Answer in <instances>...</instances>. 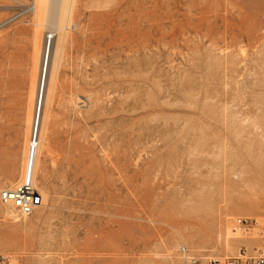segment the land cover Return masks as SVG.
Here are the masks:
<instances>
[{"label": "rangeland", "instance_id": "rangeland-1", "mask_svg": "<svg viewBox=\"0 0 264 264\" xmlns=\"http://www.w3.org/2000/svg\"><path fill=\"white\" fill-rule=\"evenodd\" d=\"M74 1L62 51L44 19V56L36 0H0V23L31 7L0 28V192L24 179L43 62L46 84L60 64L33 125L43 205L0 200V254L187 264L185 245L207 264L264 248L259 228L233 231L264 226V0Z\"/></svg>", "mask_w": 264, "mask_h": 264}, {"label": "built area", "instance_id": "built-area-1", "mask_svg": "<svg viewBox=\"0 0 264 264\" xmlns=\"http://www.w3.org/2000/svg\"><path fill=\"white\" fill-rule=\"evenodd\" d=\"M31 12V7H25L17 13L11 15L0 23V28L14 21L18 17L23 16V20L27 21L26 16ZM52 37H48L51 39ZM0 200L11 205L21 216H28L34 213L37 208L43 205V195L33 183L31 171L23 179L22 183L14 188H8L0 192ZM259 228L258 234L264 239V226H260L257 219L254 218H237L234 221L233 231L248 230ZM183 259L187 264H197L198 259L190 253L185 245L180 247ZM0 264H9L8 259L0 254ZM207 264H264V248L253 247L251 249L243 247L238 255L225 256L223 258H211L207 260Z\"/></svg>", "mask_w": 264, "mask_h": 264}, {"label": "bare ground", "instance_id": "bare-ground-1", "mask_svg": "<svg viewBox=\"0 0 264 264\" xmlns=\"http://www.w3.org/2000/svg\"><path fill=\"white\" fill-rule=\"evenodd\" d=\"M74 2H75L74 0H59V2L58 1L56 2L57 8L55 6H52V8L51 7L49 8V6L47 5V0H36L34 8H33L34 12H36L37 15H39V16L40 15L44 16L43 18L40 17L39 21L36 23V25L38 26V28L35 27L37 29V33H38V41L36 44V48L40 51L42 50L44 52V56L47 53L48 37H47V41H45V43L43 45L42 41L40 40V38L42 36L41 37L39 36L40 34H43L42 27L45 26L43 24L44 19L47 20L50 17L49 19L50 20H51V18H52V20L54 19L53 21H55V25L57 24V31H58V35H59L58 40L60 41V49L58 51H60V50L62 51L63 47H65L64 42L66 40V35H65L64 31L66 29V25H67L66 23L71 17L70 16L69 19H66V16H67L66 14H67V12L69 13V11L70 12L73 11ZM58 6H60V9ZM55 30H56V28H55ZM67 32H66V34H67ZM33 33L35 34V32H33ZM67 37H69V36L67 35ZM67 41H69V40H67ZM50 47L51 46H49L48 49H50ZM58 57L60 58V56H58ZM60 60H61V58H60ZM58 61H59V59H58ZM44 62H43V68H44ZM56 63H57V61H56ZM59 65H58V67L55 65V67H57V70L54 71V73L50 75V78H49L50 80L47 84H46V80L43 82L44 78H43V68H42L40 79L38 80L39 82L36 83V85L38 84L37 85L38 86L37 99L35 101L36 102V108H35V111L33 109L34 114H32L30 117V123H31L32 127L30 128V137H28L26 140V158H25V167H24V178L27 176L28 172L31 171L33 183L35 186H36V184H35L36 171H37V166H38V155H39V150H40V146H41V142H42V135H38L37 138H35V140L33 141V128H34L33 125H34V122L36 119V112H37V107L39 106L38 104H39V100H40V95L42 94V99H43L44 93L46 91V94H47L46 100H47V99H49V97H51V95L54 92V89L56 87V83L58 80V76H59L58 75L59 74ZM42 99L40 102L41 103L40 110L42 108V103H43ZM99 102H100V100H99Z\"/></svg>", "mask_w": 264, "mask_h": 264}]
</instances>
